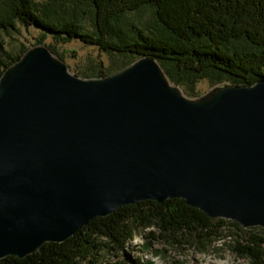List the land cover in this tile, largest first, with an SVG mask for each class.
Wrapping results in <instances>:
<instances>
[{
  "label": "water",
  "instance_id": "water-1",
  "mask_svg": "<svg viewBox=\"0 0 264 264\" xmlns=\"http://www.w3.org/2000/svg\"><path fill=\"white\" fill-rule=\"evenodd\" d=\"M172 197L264 226V78L192 96L153 55L85 77L45 42L5 69L0 259Z\"/></svg>",
  "mask_w": 264,
  "mask_h": 264
},
{
  "label": "trees",
  "instance_id": "trees-1",
  "mask_svg": "<svg viewBox=\"0 0 264 264\" xmlns=\"http://www.w3.org/2000/svg\"><path fill=\"white\" fill-rule=\"evenodd\" d=\"M80 5L89 15L87 22L75 8ZM148 5L158 21L153 26L133 18ZM64 8H71L73 14L63 18L59 12ZM32 26L42 28L37 43L48 38L55 44L79 39L108 53L110 63L101 60L99 76L153 55L192 96L202 92L197 87L205 80L214 85L226 80L253 84L264 78V0H0V77L36 44L24 43L25 49L14 55L8 37ZM50 46L64 58L57 46ZM227 221L237 228L234 250L251 264H264L263 233L236 219L210 216L183 197L122 206L108 216L94 217L65 241H48L26 257L8 255L0 264H100L90 255L101 245L115 257L110 264H158L153 258L127 252L139 227H150L148 246L162 237L181 242L178 235L207 243L221 235Z\"/></svg>",
  "mask_w": 264,
  "mask_h": 264
},
{
  "label": "rangeland",
  "instance_id": "rangeland-1",
  "mask_svg": "<svg viewBox=\"0 0 264 264\" xmlns=\"http://www.w3.org/2000/svg\"><path fill=\"white\" fill-rule=\"evenodd\" d=\"M11 1V0H10ZM10 3V2H8ZM73 6V5H71ZM84 6L80 5L75 7L79 13L80 19L87 22L89 15L87 11L81 10ZM71 8L61 9L59 14L64 18L73 14ZM135 20H138L141 25H155L158 21L154 14V9L152 6L148 5L139 12L133 15ZM132 22V21H131ZM130 22V25H131ZM137 26H141L136 24ZM134 27L135 25L132 24ZM42 32V28L37 26H32L31 30L25 29L23 34H14L13 37L9 36L11 44V52L16 55L21 53L25 49V44L37 43L36 36ZM47 44H52L57 46L60 50L61 55L69 63L73 71H77L82 76H86L88 73L90 77H99V66L101 60L105 59L106 64L110 63V56L108 53L103 52L98 46L86 44L85 42L77 39L69 43H59L55 44L53 38H48ZM24 44V45H23ZM29 46V47H30ZM124 67H121L122 70ZM106 73H110L106 68ZM118 69V70H120ZM117 71V70H114ZM113 71V72H114ZM171 77V76H170ZM204 80V78H201ZM200 81V80H199ZM214 84L210 80H205L199 84L197 87L200 88L202 92L209 90ZM184 89V88H183ZM197 96V95H195ZM228 220H233L227 218ZM252 228L254 231L261 232L264 234V229L262 225L247 227ZM160 230V227H156ZM150 227H139L137 229L134 239L128 244L127 252L133 256L142 255L145 258H153L158 262V264H251L250 260L240 254H238L234 248L233 244L237 236V228L227 221L222 229L221 235L214 237L207 243H200L196 241L191 235H178L182 238V241L175 240L174 238L162 237L155 241L153 246L146 245L149 242V237L147 232ZM207 245V246H205ZM98 259L100 264H110L112 259L115 260L113 253L105 248L103 245L95 247L91 250L90 258Z\"/></svg>",
  "mask_w": 264,
  "mask_h": 264
}]
</instances>
